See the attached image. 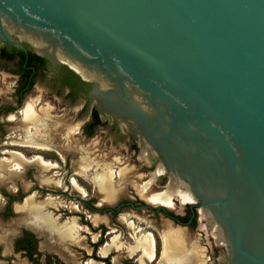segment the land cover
<instances>
[{"label": "water", "instance_id": "1", "mask_svg": "<svg viewBox=\"0 0 264 264\" xmlns=\"http://www.w3.org/2000/svg\"><path fill=\"white\" fill-rule=\"evenodd\" d=\"M14 36L142 124L231 264H264V0H0Z\"/></svg>", "mask_w": 264, "mask_h": 264}, {"label": "flooded vegetation", "instance_id": "2", "mask_svg": "<svg viewBox=\"0 0 264 264\" xmlns=\"http://www.w3.org/2000/svg\"><path fill=\"white\" fill-rule=\"evenodd\" d=\"M14 38L26 50L0 41V70L14 81L7 102L0 104V164L6 168L0 169V264H181L163 257L164 237L174 235L166 232L162 236L169 224L156 236L146 231L145 224L124 217L126 210L162 215L173 223L174 227L169 225L172 229L186 234L187 238L181 233L189 249L199 251V264L201 259L207 264L211 252L214 260L218 253L216 246L209 251L195 238L203 216L207 228L216 237L222 235V239L211 236L214 244L223 248L221 264H231L222 228L194 199L188 184L178 192L188 191L193 203L182 205L176 190L172 208L150 202L154 194L166 193L179 179L172 180L142 124L105 110L93 95L94 81ZM33 55L45 62L32 60ZM67 77L75 82L69 83ZM38 83L53 100L61 102L31 99ZM42 99L47 100L45 95ZM120 145L124 146L123 155L142 154L147 159L150 166L143 168L144 172L155 171L136 186L139 193L127 195L120 189L117 179L122 174L114 169L118 168L115 154H119ZM104 175H111L109 189L101 183ZM153 186L160 191H153ZM29 204L41 211H32ZM147 236L153 241L152 259L142 258L137 247Z\"/></svg>", "mask_w": 264, "mask_h": 264}, {"label": "rangeland", "instance_id": "3", "mask_svg": "<svg viewBox=\"0 0 264 264\" xmlns=\"http://www.w3.org/2000/svg\"><path fill=\"white\" fill-rule=\"evenodd\" d=\"M13 85H14L13 79H11L8 74H6L5 72H2L0 70V104L7 102V97L10 96L9 93L11 92ZM48 93L49 92L45 88V86L42 83H38L35 86L33 96L31 97V99H36L37 102L43 101L46 103H50L53 100V98H51L50 95H48ZM43 95L46 96L47 100L42 99ZM50 99H52V100H50ZM53 101L56 103L61 102V100H59L57 98ZM105 139H107V138H105ZM123 151H124V146L120 145L119 154H115L116 158L119 157V159H118L119 163L116 164V167H118V168H114V169L120 171L118 173L119 176L122 174L120 179H117L121 183L120 189L122 190V192L124 194H127V195H130L131 192H133V191L139 193V189L136 186L141 184V182H144V180H146V178H143L144 176H147L150 178L152 173H154L155 171H152L151 169L146 171V172L143 171V168L150 166V164L148 163L147 159L142 156V154H138L136 156H131L129 158V157H127L126 153H125V155L122 154ZM156 171H157V169H156ZM167 183H166L165 187L167 186ZM132 187H134V190ZM143 187L144 186H142V193H143L144 197L147 198L148 195L144 192ZM155 189H157V186H153V191H155V192L160 191V190H155ZM132 196H134V194H132ZM175 212H179V209H176ZM124 217L131 219V220H135L136 222L139 221V222L145 224L147 226L146 231H150L151 233L155 234L156 236L158 235V233H161V231L163 229H165L164 228L165 224H169V225L174 227L173 223L170 222L169 220H165V218L162 215H159V216L158 215H152L146 211L132 212L130 210H126L124 213ZM131 224H133V223H131ZM145 225H142V226L145 227ZM169 225H166V230L163 232L162 236L164 235V233L168 232L169 230H171V231H169L168 233H174V234L175 233H184L182 230H179L177 228L172 229V227ZM128 226H129V224H128ZM207 227L208 226H207L206 219L203 216H200V221L198 222V228L194 234L195 238L199 239V242H200V245L202 248L208 249L209 251H211L212 248H215L214 246H216L218 258H217V260H214L212 252H211V254H210L211 260L208 261L207 264H221L220 261H221L222 255H223V248L221 246H219L217 243L214 244V240L211 238V236L213 235L215 237V239H217L216 233H212L213 230L212 229L210 230V228H207ZM124 230H126V229H124ZM131 230H135V229H131ZM132 235H136V233H133ZM184 235L186 237L185 233H184ZM207 257H209V255ZM206 260H207V258H206ZM201 264H203L202 259H201Z\"/></svg>", "mask_w": 264, "mask_h": 264}, {"label": "bare ground", "instance_id": "4", "mask_svg": "<svg viewBox=\"0 0 264 264\" xmlns=\"http://www.w3.org/2000/svg\"><path fill=\"white\" fill-rule=\"evenodd\" d=\"M41 127L42 126L39 125V128H41ZM16 160H17L16 158H13L12 161L16 162ZM0 167H1L0 169H6L4 167V163L0 164ZM176 178H178V177L174 176L172 178V180H174ZM110 180H111V175H104V177L101 178V183H102L103 187H106V189H109L111 187V185L109 184L111 182ZM178 181H176L175 183L173 182L174 185H172L171 187L169 186L170 188L168 189V191L166 193L154 194L151 197L150 202L154 205H162V206L172 208V206H173L172 197L174 194L173 191L176 190V192H177L176 194L181 195L180 198H181L182 205L193 203L194 199L188 191L178 192L179 189L182 187V182H178ZM148 186H149V184H147L145 188L147 189ZM29 206L31 209L33 207L32 211L33 210L35 211L34 205L29 204ZM39 211H41V210L37 209L35 212H39ZM204 214L207 217L209 216V214H206V213H204ZM210 221H212V220L210 219ZM169 231H171V230H169ZM221 236H222L221 234H219V233L217 234V237H219L220 239H222ZM137 247L142 250V253H143L142 258H149V259L153 258V241H152V238L150 236L149 237L147 236V237L141 239L138 242ZM163 257L169 263L173 262V259H175L174 261L181 262V264H199L200 263L199 251L196 248L195 249H189V247L186 243V240L184 238V235H182L181 233H179V234L175 233L174 235L164 237Z\"/></svg>", "mask_w": 264, "mask_h": 264}, {"label": "trees", "instance_id": "5", "mask_svg": "<svg viewBox=\"0 0 264 264\" xmlns=\"http://www.w3.org/2000/svg\"><path fill=\"white\" fill-rule=\"evenodd\" d=\"M31 59H32V60H38V61H40L41 63H44V62H45V60H44L43 57L36 56V55L31 56ZM72 73H73V72H72ZM73 76H75L74 73H73ZM75 77H76V76H75ZM66 80H67L69 83L72 82V84L75 82V79L72 78V77H71V78L67 77Z\"/></svg>", "mask_w": 264, "mask_h": 264}]
</instances>
